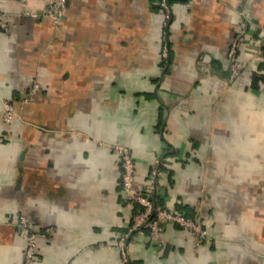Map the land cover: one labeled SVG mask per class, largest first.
Here are the masks:
<instances>
[{"label":"crops","instance_id":"1","mask_svg":"<svg viewBox=\"0 0 264 264\" xmlns=\"http://www.w3.org/2000/svg\"><path fill=\"white\" fill-rule=\"evenodd\" d=\"M46 3L0 0V264H264V0H172L168 27L160 0H68L58 27L23 14ZM115 143L132 149L135 189L160 167L152 196L201 215L207 238L168 224L164 243L126 238L125 260L140 209Z\"/></svg>","mask_w":264,"mask_h":264},{"label":"built area","instance_id":"2","mask_svg":"<svg viewBox=\"0 0 264 264\" xmlns=\"http://www.w3.org/2000/svg\"><path fill=\"white\" fill-rule=\"evenodd\" d=\"M160 4L165 15V27H168L173 15L172 3L170 0H160ZM67 9L68 0H47L43 11L32 12L27 10L23 14L30 16L43 15L49 17L58 27L65 18ZM0 24L3 27H7L5 20H1V18ZM246 30L247 22L243 20L240 24V29L228 49V58L231 62L232 72L235 76L240 75L245 67V64H243L240 58V52L246 40ZM167 33L168 32L165 29L163 50V56L165 59H168L170 53V44L167 38ZM38 86V84L35 85V90ZM4 106V120L8 124H11L14 122L17 115L15 105L13 102L5 100ZM111 148L119 154L122 161V185L124 193L130 202H137L142 206L139 211L133 214L132 224L127 232L120 235L119 245L122 249L125 260L127 259V249L125 247L126 238H128L131 234H137L141 236H148L154 243L161 244L166 241L163 233L168 224H178L188 228L197 243L207 238L208 231L203 225L201 215L193 218L192 216H188L184 212L177 210L171 205H158L153 201L152 194L155 191V184L158 178L163 176V171L160 167H154L147 178L145 186L142 189L137 190L135 189V184L137 181L136 178L138 175V169L132 149L128 145L121 143L112 144ZM203 201H205V199H203ZM17 226L21 232L27 235L26 258L27 261H31L37 257L38 234L32 228L29 218L25 214L20 215Z\"/></svg>","mask_w":264,"mask_h":264},{"label":"trees","instance_id":"3","mask_svg":"<svg viewBox=\"0 0 264 264\" xmlns=\"http://www.w3.org/2000/svg\"><path fill=\"white\" fill-rule=\"evenodd\" d=\"M170 2L172 3V0H170ZM153 201L155 202V204H162V205H164L162 202H159L158 201V199L155 197V195L153 196ZM134 206L136 207V206H139V209H141L142 208V206L139 204V203H137V202H135L134 203ZM179 210V209H178ZM136 212L137 211H139L138 209L137 210H135ZM179 211H181V210H179ZM182 212H184V211H182ZM190 216V215H189ZM190 233H191V231H190Z\"/></svg>","mask_w":264,"mask_h":264},{"label":"rangeland","instance_id":"4","mask_svg":"<svg viewBox=\"0 0 264 264\" xmlns=\"http://www.w3.org/2000/svg\"><path fill=\"white\" fill-rule=\"evenodd\" d=\"M138 176V175H137ZM138 178V177H137ZM137 178H136V180H137ZM137 182V181H136ZM136 185V184H135Z\"/></svg>","mask_w":264,"mask_h":264}]
</instances>
